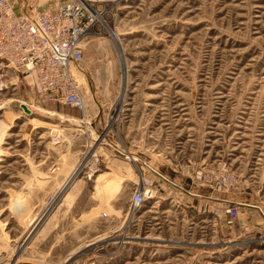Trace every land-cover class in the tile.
Here are the masks:
<instances>
[{"label": "rangeland", "instance_id": "rangeland-1", "mask_svg": "<svg viewBox=\"0 0 264 264\" xmlns=\"http://www.w3.org/2000/svg\"><path fill=\"white\" fill-rule=\"evenodd\" d=\"M93 4L83 108L0 61V264H264V0Z\"/></svg>", "mask_w": 264, "mask_h": 264}, {"label": "built area", "instance_id": "built-area-1", "mask_svg": "<svg viewBox=\"0 0 264 264\" xmlns=\"http://www.w3.org/2000/svg\"><path fill=\"white\" fill-rule=\"evenodd\" d=\"M100 1L0 0L1 64L32 76L43 101L83 108V40L103 19L93 4ZM136 185L132 202L140 206L154 191L143 176Z\"/></svg>", "mask_w": 264, "mask_h": 264}, {"label": "bare ground", "instance_id": "bare-ground-1", "mask_svg": "<svg viewBox=\"0 0 264 264\" xmlns=\"http://www.w3.org/2000/svg\"><path fill=\"white\" fill-rule=\"evenodd\" d=\"M98 17H100V16H98ZM26 107L28 108V110L29 111H31L32 113L34 112V110L32 109V108H30L28 105H26ZM31 112H29L30 114H31ZM62 135V134H61ZM63 136V139L62 140H67V137L65 136V135H62ZM79 169V168H78ZM77 171V170H76ZM75 174L76 173H73L72 175H70L69 176V178L67 179V181L65 182V185H67V184H69L70 182H72V180H73V178H74V176H75ZM107 181H108V179H106ZM111 180V179H110ZM109 180V181H110ZM104 183H106V181L104 182ZM107 184V183H106ZM109 184V183H108ZM112 184V183H111ZM115 184V183H114ZM64 185V186H65ZM107 186V185H106ZM72 198H73V195L71 194V193H67L66 195H65V197H64V201H66L67 203L69 202V201H71L72 200ZM21 201H23L22 200V198H21ZM44 216V215H43ZM44 218L43 217H41V218H38L37 220H36V222L32 225V227L30 228V233H29V235L28 236H31L32 234H33V232L36 230V228H37V226H39V224H40V222L43 220ZM27 240V239H26Z\"/></svg>", "mask_w": 264, "mask_h": 264}, {"label": "water", "instance_id": "water-1", "mask_svg": "<svg viewBox=\"0 0 264 264\" xmlns=\"http://www.w3.org/2000/svg\"><path fill=\"white\" fill-rule=\"evenodd\" d=\"M20 106H21V108L23 109L24 112H26V113L30 112L25 104H20Z\"/></svg>", "mask_w": 264, "mask_h": 264}]
</instances>
